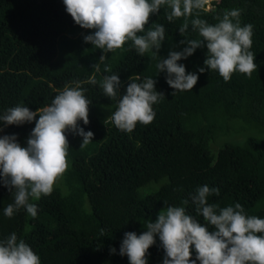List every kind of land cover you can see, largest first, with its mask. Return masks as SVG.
<instances>
[{"label":"trees","instance_id":"16d2710c","mask_svg":"<svg viewBox=\"0 0 264 264\" xmlns=\"http://www.w3.org/2000/svg\"><path fill=\"white\" fill-rule=\"evenodd\" d=\"M201 18L210 24L224 10L238 9L241 25H253V46L257 70L251 78L235 73L230 82L216 71L199 73L207 48L197 49L178 63L199 76L190 91L174 90L166 72L158 73L159 57H141L131 42L107 53L112 72H96L102 51L83 37V29L67 13L63 0H0V115L17 105L36 111L50 105L59 91L80 81L92 101L90 123L81 120L94 139L81 147L82 137L67 134L70 143L69 168L50 196L39 201L32 218L21 209L12 218L4 215L14 197L0 185V239L16 233L24 239L41 264H129L119 254L126 232L138 235L166 206H181L188 200V214H196L190 196L199 186L219 188L209 197L219 207L239 203L246 213L264 219V0H212ZM162 7L152 23L165 28L159 56L181 51L184 39L178 30L183 19L169 22ZM195 18V17H192ZM147 27H151V24ZM189 39L200 38L189 29ZM119 74L120 95L129 77L156 79L157 91L165 96L153 105L156 113L150 125L138 124L131 133L104 121L114 112L117 101L103 93L105 75ZM95 77L97 83L89 81ZM119 99V96L118 98ZM39 119V117H37ZM35 122L21 126L0 123V136L16 135L26 146ZM116 248V254L110 248ZM164 250L157 243L149 249L148 264H163ZM195 252L193 249V258Z\"/></svg>","mask_w":264,"mask_h":264},{"label":"clouds","instance_id":"9594fccd","mask_svg":"<svg viewBox=\"0 0 264 264\" xmlns=\"http://www.w3.org/2000/svg\"><path fill=\"white\" fill-rule=\"evenodd\" d=\"M63 3L77 25L93 30L83 39L103 53L99 62L92 65L96 72L101 71L103 64V71L111 73L112 68L106 63L107 53L123 49L129 42L139 56L151 52L153 59L159 57L158 73H167L166 82L174 90L173 95L177 91L193 90L197 85L199 76L187 72L186 66L178 63L197 49L207 48V58L199 73L216 71L225 82H230L235 73L251 78L257 70L255 54L251 51L253 25H241L238 9L224 10L222 17H216L218 22L210 24L201 18V13L210 10V0H63ZM162 7L170 9L166 13L169 22L183 19L178 32L184 39L179 45H186L181 51H170L166 59L159 56L166 40L165 28L152 23V16L159 15ZM189 24L200 38L185 36ZM138 79L130 76L126 91L120 95L119 74L103 77L100 86L104 95L117 101L116 110L104 121L105 125L111 122L120 131L131 133L138 124L147 126L154 121L153 105L165 94L157 91L156 79L137 82ZM89 82L97 83L95 77ZM72 83L75 86L66 85L50 105L36 111L17 105L0 115V123L4 125L35 122L26 146L14 134L0 136V185L14 197V203L3 210L8 218L21 209L32 218L37 216L38 205L30 201L50 196L70 166L69 132L82 137L81 147L94 139V133L85 132L79 124L81 120L85 125L90 123L92 101L85 95L87 89L80 81ZM212 195L219 196V188L203 185L190 196L196 214L205 223L187 213L183 206L189 203L187 199L181 206H167L165 202L157 218L144 225L145 231L139 235L124 234L119 254L127 256L129 264H148L149 249L158 237L165 253L163 264H264V219L247 214L239 203L226 207L209 203ZM110 253L116 254V248H110ZM0 264H41V260L24 239L12 233L0 239Z\"/></svg>","mask_w":264,"mask_h":264},{"label":"rangeland","instance_id":"374dc122","mask_svg":"<svg viewBox=\"0 0 264 264\" xmlns=\"http://www.w3.org/2000/svg\"><path fill=\"white\" fill-rule=\"evenodd\" d=\"M212 0H210V2H211ZM211 7H212V4H211Z\"/></svg>","mask_w":264,"mask_h":264}]
</instances>
